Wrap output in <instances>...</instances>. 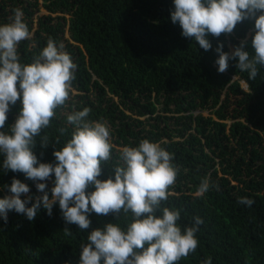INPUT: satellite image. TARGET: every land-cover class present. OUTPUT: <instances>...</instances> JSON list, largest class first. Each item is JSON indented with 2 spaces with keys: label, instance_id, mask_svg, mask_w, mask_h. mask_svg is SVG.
Masks as SVG:
<instances>
[{
  "label": "trees",
  "instance_id": "trees-1",
  "mask_svg": "<svg viewBox=\"0 0 264 264\" xmlns=\"http://www.w3.org/2000/svg\"><path fill=\"white\" fill-rule=\"evenodd\" d=\"M15 8L22 9L30 31L18 45L22 63H30L51 38L64 44L77 65L69 100L41 132L49 146L36 138L38 160L55 162L54 146L61 147L73 131L67 114L89 108L90 120L109 126L114 145L99 179L114 178V167L122 163L119 149L142 139L160 142L173 155L179 171L157 212L179 210L182 228L197 217L203 221L196 251L176 264H204L209 257L212 264H264V67L249 80L237 60L230 59L223 73L216 63L221 43L231 54L247 40L252 52L254 19L238 23L231 34L209 35L212 48L205 51L172 23L174 0H0V25L10 22ZM21 107L20 100L10 106L0 131L14 124ZM3 159L0 154V198L11 195L5 186L16 178L28 184L30 192L21 199L31 196V207L42 193L25 174L4 171ZM204 178L211 187L195 197ZM46 183L51 196L53 183ZM242 197L254 203L242 204ZM89 219L82 232L65 223L58 203L51 216L41 205L32 221L9 211L6 223L0 218V264H79L88 233L125 223L115 214L93 212ZM66 227L71 236L64 234Z\"/></svg>",
  "mask_w": 264,
  "mask_h": 264
},
{
  "label": "clouds",
  "instance_id": "clouds-1",
  "mask_svg": "<svg viewBox=\"0 0 264 264\" xmlns=\"http://www.w3.org/2000/svg\"><path fill=\"white\" fill-rule=\"evenodd\" d=\"M23 17L22 9L15 8L10 22L0 25V129L5 127L10 106L18 100L22 103L14 124L0 131V154L4 171L25 174L42 195L28 207L32 197L21 199V194L30 192L28 184L13 178L11 185L5 186L11 195L0 198V218L6 223L8 212L14 210L32 221L41 205L51 216L58 203L65 223L77 225L82 232L89 229L93 212L115 214L119 221H125L124 226L108 223L88 233L79 247V264H176L194 253L202 219L197 217L193 225L182 228L179 210L163 207L160 214L157 212L168 199L179 171L172 163L173 155L160 142L142 139L137 146L120 148L122 163L114 167V178L99 179L101 165L111 160L114 147L110 128L106 122L90 120L89 108L73 109L66 116L73 126L71 137L61 147L54 146L55 162L38 160L33 151L36 138L51 126L57 109L69 100L77 65L64 44L57 45L51 38L30 63H22L18 45L30 37ZM246 19L255 21L252 52L246 50L247 40L231 54L223 51L221 43L216 48V63L223 73L230 59L237 60V68L255 80L259 68L264 67V0H174L171 12V21L180 25L182 35L205 51L212 48L209 35L219 38L231 34ZM56 142L60 143L58 138ZM40 144L47 148L49 137L42 136ZM49 180L53 183L51 196ZM89 186L95 190L87 191ZM210 187L209 178L202 179L194 196L202 197ZM239 202L249 207L254 203L247 197ZM64 234L71 236V229L66 227ZM204 264H212L211 257Z\"/></svg>",
  "mask_w": 264,
  "mask_h": 264
},
{
  "label": "rangeland",
  "instance_id": "rangeland-1",
  "mask_svg": "<svg viewBox=\"0 0 264 264\" xmlns=\"http://www.w3.org/2000/svg\"><path fill=\"white\" fill-rule=\"evenodd\" d=\"M242 85H243V87H245L246 88V86L244 85V82L242 81ZM206 113H207V111H206Z\"/></svg>",
  "mask_w": 264,
  "mask_h": 264
},
{
  "label": "water",
  "instance_id": "water-1",
  "mask_svg": "<svg viewBox=\"0 0 264 264\" xmlns=\"http://www.w3.org/2000/svg\"><path fill=\"white\" fill-rule=\"evenodd\" d=\"M247 85V84H246Z\"/></svg>",
  "mask_w": 264,
  "mask_h": 264
}]
</instances>
